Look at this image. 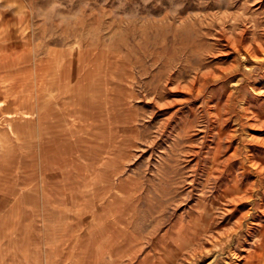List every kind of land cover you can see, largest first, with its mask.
<instances>
[{
	"label": "rangeland",
	"instance_id": "1",
	"mask_svg": "<svg viewBox=\"0 0 264 264\" xmlns=\"http://www.w3.org/2000/svg\"><path fill=\"white\" fill-rule=\"evenodd\" d=\"M0 264H264V0H0Z\"/></svg>",
	"mask_w": 264,
	"mask_h": 264
},
{
	"label": "bare ground",
	"instance_id": "2",
	"mask_svg": "<svg viewBox=\"0 0 264 264\" xmlns=\"http://www.w3.org/2000/svg\"><path fill=\"white\" fill-rule=\"evenodd\" d=\"M248 48H250V46L248 47ZM257 51V50H256ZM251 54H252V52H251ZM256 236V235H255ZM254 237V236H253ZM229 239H231V238H229ZM251 239H253V238H251Z\"/></svg>",
	"mask_w": 264,
	"mask_h": 264
}]
</instances>
